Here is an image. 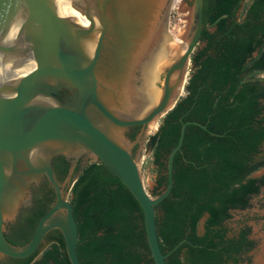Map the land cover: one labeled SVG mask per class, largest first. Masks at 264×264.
<instances>
[{"label": "water", "instance_id": "95a60500", "mask_svg": "<svg viewBox=\"0 0 264 264\" xmlns=\"http://www.w3.org/2000/svg\"><path fill=\"white\" fill-rule=\"evenodd\" d=\"M172 1L0 0V258L31 255L56 228L70 264H80L73 207L51 159L63 155L74 163L84 155V165L88 158L101 161L133 194L154 264H166L155 206L171 191L173 157L187 122L167 156L166 186L155 196L144 187L132 149L148 124L183 95L202 29V0H193L185 48L171 60L162 41ZM133 125L142 128L131 139L126 130ZM43 174L55 198L32 237L13 245L5 223L28 202L29 187Z\"/></svg>", "mask_w": 264, "mask_h": 264}, {"label": "trees", "instance_id": "16d2710c", "mask_svg": "<svg viewBox=\"0 0 264 264\" xmlns=\"http://www.w3.org/2000/svg\"><path fill=\"white\" fill-rule=\"evenodd\" d=\"M242 1L202 0L203 24L190 55L184 94L147 139L159 194L167 183L168 153L187 122L173 157L171 191L155 206L166 264H236L254 245L248 227L229 234L225 225L231 210L246 208L264 187V175L249 176L264 166V78L254 76L264 72V0H251L239 16ZM57 168L62 177L66 166ZM43 192L6 236L11 244L23 245L32 237L54 200L50 189ZM69 201L80 264H154L140 204L101 161L80 168ZM9 263L70 261L55 228L31 255L9 257Z\"/></svg>", "mask_w": 264, "mask_h": 264}, {"label": "rangeland", "instance_id": "374dc122", "mask_svg": "<svg viewBox=\"0 0 264 264\" xmlns=\"http://www.w3.org/2000/svg\"><path fill=\"white\" fill-rule=\"evenodd\" d=\"M192 1L193 0H183L184 6L182 11H180L178 8H172L170 10L167 25L169 30V40L172 39L173 33H177L185 27L186 8L188 9V7L192 4ZM250 2L251 0H243L241 2V6L238 11L239 16H242L245 8ZM165 40L167 39L165 38ZM187 75H189V73ZM254 76L256 78H264V72L256 73ZM160 120L156 127L152 129L148 128V132L151 133L144 135L142 142H138V144H136L133 153L134 159L138 162L140 167L144 187L151 196L157 195V191L155 190V179L158 172L156 164L153 162L152 151L147 147L146 143L148 137L156 131ZM140 133L141 131L137 133V135ZM261 150L262 154H264V143L261 147ZM91 160L92 159L88 158L85 163H88ZM252 175L256 177L264 175V166L253 172ZM71 183L65 186L64 182L61 183L65 191V197L67 199L70 197ZM230 214L231 217L225 222L226 227L229 229V234L235 233L241 227H248L249 238L254 243L253 247L249 251L242 254L241 261L236 264H264V187L260 189L258 194L253 195L250 198L249 205L246 208L231 210ZM198 232H203V218L199 220Z\"/></svg>", "mask_w": 264, "mask_h": 264}, {"label": "flooded vegetation", "instance_id": "af4514ba", "mask_svg": "<svg viewBox=\"0 0 264 264\" xmlns=\"http://www.w3.org/2000/svg\"><path fill=\"white\" fill-rule=\"evenodd\" d=\"M141 128H142V125L129 126L126 130V135L129 138H131L132 135H134V137H135L137 135V133H139L141 131ZM133 138H131V139H133ZM134 149H135V147L132 149V155L134 153ZM61 157H63V158L61 159ZM83 160H84V155H81L80 157H78L74 163L72 162L71 159H69L63 155H57L56 157L51 159V166H52V169L54 172V177L60 183V185H61V183L64 182V186H65V185H68L69 183H71V181H73L74 177H76L78 175L80 168L84 166ZM63 161H65V163ZM57 166H59V169H61V170L65 169V166H66V171L62 177H60V175L58 174ZM77 167H79V170H77ZM45 187H47L48 189H50L52 191V194L54 195V198H55L54 189L51 186L46 175L43 174L40 177V179L38 180V182L33 183L29 187V200H28V202L21 205V207L19 208V210H18V212H17V214L13 220L5 223V229H4L5 237L10 233V231L13 229V227H15L17 225V223L20 221L21 218L27 216L30 213V210L33 206L34 198L36 197V195H43V193H44L43 191H44ZM0 264H10L9 263V257L0 258Z\"/></svg>", "mask_w": 264, "mask_h": 264}, {"label": "bare ground", "instance_id": "6f19581e", "mask_svg": "<svg viewBox=\"0 0 264 264\" xmlns=\"http://www.w3.org/2000/svg\"><path fill=\"white\" fill-rule=\"evenodd\" d=\"M183 6H184L183 0H173L171 5H170V10L172 8H178L180 11H182L183 10ZM188 13H189L188 9L186 8V25H185V27L182 30H180L179 32L173 33V36H172L171 40H169V36H168L167 38L164 37V39L162 41V44H163L164 50L166 52V55L171 60H173L177 55L182 53L184 48H185V45H186L185 31H186V27H187ZM168 33H169V30H168ZM165 38L167 40H165ZM186 77H187V74H186ZM182 93H183V91H182ZM158 122H159V118L152 120L147 126V130H146L147 132L146 133L150 134L151 132H148V128L152 129V128L156 127ZM67 151L74 152L75 151V147L71 148V149H69ZM16 201H17V199L14 201V203L6 211V213L8 215L13 211V208L15 206Z\"/></svg>", "mask_w": 264, "mask_h": 264}]
</instances>
